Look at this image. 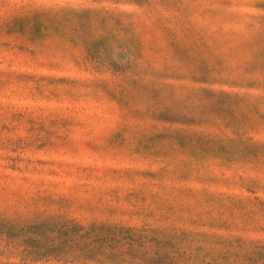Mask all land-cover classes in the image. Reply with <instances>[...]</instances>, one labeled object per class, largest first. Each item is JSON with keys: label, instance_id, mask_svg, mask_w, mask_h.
Instances as JSON below:
<instances>
[{"label": "rangeland", "instance_id": "374dc122", "mask_svg": "<svg viewBox=\"0 0 264 264\" xmlns=\"http://www.w3.org/2000/svg\"><path fill=\"white\" fill-rule=\"evenodd\" d=\"M0 264H264V0H0Z\"/></svg>", "mask_w": 264, "mask_h": 264}]
</instances>
